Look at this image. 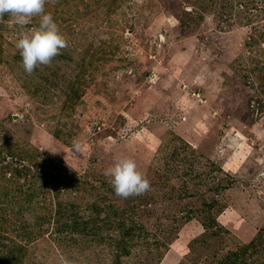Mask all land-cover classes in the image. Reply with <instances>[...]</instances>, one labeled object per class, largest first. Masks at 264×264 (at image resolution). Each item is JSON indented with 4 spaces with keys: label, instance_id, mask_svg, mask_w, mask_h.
Returning <instances> with one entry per match:
<instances>
[{
    "label": "rangeland",
    "instance_id": "1",
    "mask_svg": "<svg viewBox=\"0 0 264 264\" xmlns=\"http://www.w3.org/2000/svg\"><path fill=\"white\" fill-rule=\"evenodd\" d=\"M45 13L67 48L30 75L15 43L38 19H0V264H110L128 227L120 264L142 241L141 264H217L258 237L238 264H264V0H46ZM117 157L146 194L115 195ZM71 212L93 222L54 234Z\"/></svg>",
    "mask_w": 264,
    "mask_h": 264
},
{
    "label": "clouds",
    "instance_id": "2",
    "mask_svg": "<svg viewBox=\"0 0 264 264\" xmlns=\"http://www.w3.org/2000/svg\"><path fill=\"white\" fill-rule=\"evenodd\" d=\"M45 4L46 0H0V19L7 14L9 22L21 29L38 19V26L23 31L15 43L22 58V68L29 75L40 65L49 66L67 48V40L59 32L53 17L45 13ZM71 147L74 152H79V140L74 138ZM59 152L61 151L52 153ZM104 175L115 195L123 199L144 195L151 187L149 180L138 170L136 161L131 157L115 158L113 164L105 169ZM59 264L74 262L61 255Z\"/></svg>",
    "mask_w": 264,
    "mask_h": 264
},
{
    "label": "trees",
    "instance_id": "3",
    "mask_svg": "<svg viewBox=\"0 0 264 264\" xmlns=\"http://www.w3.org/2000/svg\"><path fill=\"white\" fill-rule=\"evenodd\" d=\"M70 211V210H69ZM76 218V216H75ZM60 219V215L57 214L55 220L52 222L51 226L54 227L53 231L54 234L59 235L61 233H65V235H68L69 238L71 239L73 234L79 235V231H83L86 230L87 224L89 222H93L92 218H85L84 221L80 222V221H76V219H74L72 212L68 214V217H64L65 220L63 221H59ZM45 223V222H44ZM115 223V222H114ZM118 226H122L121 222H117ZM128 230L126 232H121L120 234L117 235V237L115 238H110V241L108 242V245L112 246L113 251L111 253V257H110V264H120V259L123 258H127L129 257V255L131 254V252L129 251V246L128 243L132 241V236L130 234V232H128L130 229L129 227L127 228ZM139 238V237H138ZM259 238V237H258ZM256 238V240H254L252 243H250L248 246H242L241 248H239L238 250H236L235 252H231L229 255H226L222 260H219L217 262V264H238L241 262L242 258H243V254L244 252H246L247 249L251 248V252L253 251L252 248L254 246H258L259 245V240ZM142 239V237H141ZM98 242V241H97ZM162 244H158V246L160 247ZM162 247V246H161ZM149 247L146 246L145 241H142V246L141 248H139L136 252H138L135 256L137 263L136 264H141L142 260L140 261V259H144L146 257H143L147 254V249ZM264 250V248H263ZM143 255V256H142ZM162 254L158 256L156 263H158V261H160Z\"/></svg>",
    "mask_w": 264,
    "mask_h": 264
}]
</instances>
